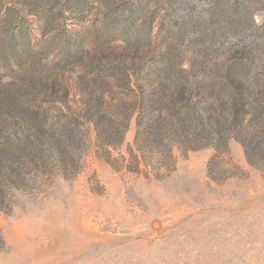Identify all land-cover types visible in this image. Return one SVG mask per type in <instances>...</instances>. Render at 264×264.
<instances>
[{
	"label": "rangeland",
	"instance_id": "374dc122",
	"mask_svg": "<svg viewBox=\"0 0 264 264\" xmlns=\"http://www.w3.org/2000/svg\"><path fill=\"white\" fill-rule=\"evenodd\" d=\"M0 264H264V0H0Z\"/></svg>",
	"mask_w": 264,
	"mask_h": 264
}]
</instances>
